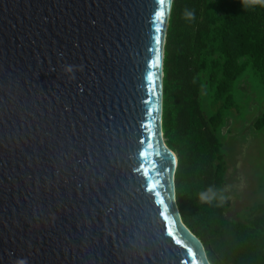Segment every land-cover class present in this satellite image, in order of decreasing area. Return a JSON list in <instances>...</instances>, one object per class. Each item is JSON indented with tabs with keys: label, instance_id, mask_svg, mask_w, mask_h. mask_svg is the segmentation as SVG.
Instances as JSON below:
<instances>
[{
	"label": "water",
	"instance_id": "water-1",
	"mask_svg": "<svg viewBox=\"0 0 264 264\" xmlns=\"http://www.w3.org/2000/svg\"><path fill=\"white\" fill-rule=\"evenodd\" d=\"M158 10V0H0V264H208L173 200L163 48L147 142Z\"/></svg>",
	"mask_w": 264,
	"mask_h": 264
},
{
	"label": "trees",
	"instance_id": "trees-1",
	"mask_svg": "<svg viewBox=\"0 0 264 264\" xmlns=\"http://www.w3.org/2000/svg\"><path fill=\"white\" fill-rule=\"evenodd\" d=\"M185 8L194 10V20L184 17ZM248 69L264 90V0L171 1L162 57L161 134L176 158L177 213L208 264H264V197L234 218L225 215L230 130L222 135L221 130L230 113L238 118L247 108L249 98L234 86L243 80L251 86L250 76L240 80ZM251 126L261 130L264 114ZM209 188L215 195L203 198Z\"/></svg>",
	"mask_w": 264,
	"mask_h": 264
},
{
	"label": "rangeland",
	"instance_id": "rangeland-1",
	"mask_svg": "<svg viewBox=\"0 0 264 264\" xmlns=\"http://www.w3.org/2000/svg\"><path fill=\"white\" fill-rule=\"evenodd\" d=\"M247 76H250L251 86L247 84L248 81L244 83L243 78ZM240 80L238 82L242 85L237 86L236 83L234 88L241 92V97L246 101L249 98L247 108L237 114L238 118L230 113L226 118L225 128L221 130V135L227 129L230 130L225 136L226 153L229 151L231 154L225 174V198L230 203L225 213L228 218H234L252 202L264 197V127L257 131L251 126L257 117L264 114V90L249 69ZM251 88L254 92L250 91ZM237 98L238 100L234 99L236 103L240 99L238 96Z\"/></svg>",
	"mask_w": 264,
	"mask_h": 264
},
{
	"label": "snow or ice",
	"instance_id": "snow-or-ice-1",
	"mask_svg": "<svg viewBox=\"0 0 264 264\" xmlns=\"http://www.w3.org/2000/svg\"><path fill=\"white\" fill-rule=\"evenodd\" d=\"M159 10L155 14V31L153 35L154 49H152V65L151 69L148 72L146 80L148 82L149 89V101H148V123L145 125V130L148 134V143L153 140H157V120L158 116L154 113L157 112L156 104H157V94H158V86H159V76H160V61H161V52L163 48V39H162V29L166 27V12H167V0H158ZM157 155H161L163 159H168L169 154L164 151L160 144L157 142L155 145ZM157 195H161L157 193ZM170 201L169 197L167 198ZM161 203L165 205V218L168 220L175 221V216L172 211V204L170 202H166V197L164 196L161 199ZM172 235V232H169ZM177 236H181V232L177 231L175 233ZM184 241L187 239L191 242L189 245L188 252H193V250L198 248V245L191 240V238L185 234ZM177 243H180V240H177ZM197 253V251H196ZM191 264V261H190ZM201 264H204L203 259L201 260Z\"/></svg>",
	"mask_w": 264,
	"mask_h": 264
},
{
	"label": "clouds",
	"instance_id": "clouds-1",
	"mask_svg": "<svg viewBox=\"0 0 264 264\" xmlns=\"http://www.w3.org/2000/svg\"><path fill=\"white\" fill-rule=\"evenodd\" d=\"M183 15H184V17H185L186 19H190V20H194V19H195V12H194V10H189V9L185 8V9H184V12H183ZM61 55H62V54H61ZM73 67H74L73 65H65V66H64V71H65L66 73L71 72L72 75H73V78H74V74H75V73L73 72ZM208 193H213V196L215 195L213 189L209 188V189L207 190V192L201 193V196H202L203 198H207V197H208ZM18 264H27V262H26V261H19Z\"/></svg>",
	"mask_w": 264,
	"mask_h": 264
}]
</instances>
